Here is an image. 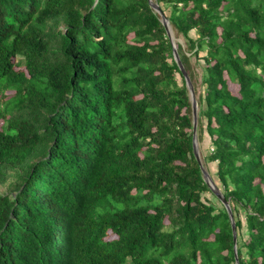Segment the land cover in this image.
I'll return each instance as SVG.
<instances>
[{
  "label": "trees",
  "instance_id": "16d2710c",
  "mask_svg": "<svg viewBox=\"0 0 264 264\" xmlns=\"http://www.w3.org/2000/svg\"><path fill=\"white\" fill-rule=\"evenodd\" d=\"M153 2L239 264H264V0ZM193 138L149 0H0V264H236Z\"/></svg>",
  "mask_w": 264,
  "mask_h": 264
},
{
  "label": "water",
  "instance_id": "95a60500",
  "mask_svg": "<svg viewBox=\"0 0 264 264\" xmlns=\"http://www.w3.org/2000/svg\"><path fill=\"white\" fill-rule=\"evenodd\" d=\"M151 7L153 8V10L155 12H157L160 16H161V21L162 24L164 25V27L166 28V31L168 33V36L172 42L173 45V53H174V58L186 80V84H187V88L189 90L190 93V98H191V102H192V110H193V144H194V153L196 156V159L198 161V163L200 164L201 170L203 172V175L205 177V181L207 182V184L209 185V187L213 190V192L215 193V195L223 202V204L225 205V207L227 208V211L229 213L230 219H231V223H232V229H233V236H234V242H235V262L236 264H239V260H238V256H237V246H236V226H235V222L232 216V212L231 209L229 207V203L224 199L223 195L221 194V192L217 189V187L214 185L213 181L211 180L208 172L206 171V169H204L202 161H201V157L199 154V148H198V143H197V127H198V107H197V102H196V96H195V91H194V87L193 84L187 74V72L185 71L184 66L182 65L179 55L177 53L176 50V46H175V42L171 36L170 33V25H169V21L168 19L164 16L161 8L159 7V5L155 2H153V0H149Z\"/></svg>",
  "mask_w": 264,
  "mask_h": 264
},
{
  "label": "rangeland",
  "instance_id": "374dc122",
  "mask_svg": "<svg viewBox=\"0 0 264 264\" xmlns=\"http://www.w3.org/2000/svg\"><path fill=\"white\" fill-rule=\"evenodd\" d=\"M169 29H170V33H171V36H172L174 42H175V40H179L180 42H183V38L181 36H176V32H174L171 29V27H169ZM192 62H193V66L191 67V70H192V72H195V74H196V77L194 78L195 79V83H196V86L198 87L199 91H201L200 82H201L202 69H201V67H199L195 63V58H193L191 60V63ZM231 89L232 90H235L236 87H234L233 85H231ZM12 95H13V92H9L8 97H11ZM208 144H209L208 141H206L204 143V146H205L204 148H206L208 146ZM199 154H200V150H199ZM201 161H202V159H201ZM202 164H203V162H202ZM209 167H210V170L212 172H215V170H216V168H215L216 165L215 164H211ZM11 185H12V179H10L9 181H7L5 184H2V185L0 184V194L10 193L12 196H15L16 193H14L12 191V186ZM112 237H114V236H112Z\"/></svg>",
  "mask_w": 264,
  "mask_h": 264
}]
</instances>
